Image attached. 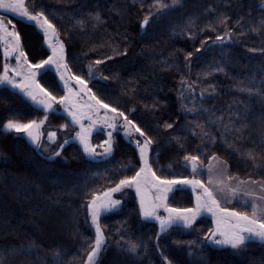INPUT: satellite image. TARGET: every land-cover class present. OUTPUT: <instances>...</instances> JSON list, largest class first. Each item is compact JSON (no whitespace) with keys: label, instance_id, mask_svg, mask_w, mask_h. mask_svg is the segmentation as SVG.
Returning <instances> with one entry per match:
<instances>
[{"label":"trees","instance_id":"1","mask_svg":"<svg viewBox=\"0 0 264 264\" xmlns=\"http://www.w3.org/2000/svg\"><path fill=\"white\" fill-rule=\"evenodd\" d=\"M26 3L33 12L43 9L56 26L65 44L71 74L86 80L92 94L123 111L152 139L149 157L157 175L169 179L191 177L183 165L186 155H199L204 165L215 154L226 163L229 175L264 183V95L249 96L240 91L246 87L264 89V27L257 32L251 30L259 27L264 17V0H181L174 9L163 10L154 6V0H26ZM163 3L171 4L172 0ZM97 11L100 21L88 15ZM157 12L164 14L155 19L149 17L150 24L141 30L144 17ZM224 17L227 19L220 23ZM3 18L15 25L21 47L32 62L51 54L42 30L33 22L9 15ZM81 18L85 21L83 27L76 23ZM225 33L230 34L231 41L217 42L216 37ZM188 53L192 55L189 57ZM97 60L103 63L95 64ZM3 65L0 45V72ZM89 65L93 66L91 73ZM217 68L224 71H215ZM37 79L57 97L64 95L54 69ZM45 115L43 109L22 94H13L7 86L0 85L3 264H52L49 250L53 248L65 253L63 264H83L95 231L90 226L87 208L82 205H86L92 192L113 187L139 168L138 149L121 131L113 133L111 156L91 160L74 142H68L63 149L57 146L60 155L48 159L21 134L3 130L8 119L26 123L45 119ZM46 120L54 129L61 125L74 127L61 113L49 111ZM229 120L235 127L242 124L246 127L240 132L234 129L227 132L224 124ZM166 123L172 127H165ZM197 125H202L209 135L202 136ZM103 139L100 131L91 137L94 143ZM247 149L254 151L255 161L242 155ZM181 187L183 190L170 193L169 205L192 207L191 190ZM119 193L115 194L122 200V209L101 219L107 237L101 264H167L164 256L173 264H188V252L200 251L186 242L200 241L210 228L208 217L202 216L190 231L175 229L157 238L159 226L154 220L145 221L139 216L134 192L125 189ZM240 207L233 204L230 208L242 210ZM128 239L141 244L139 255L116 247L120 241L126 248L124 241ZM176 241L183 243L178 246ZM30 243L38 247L28 249ZM13 248L23 251L13 255L8 251ZM242 249L243 254L237 256L229 248L205 245V264H264V244L248 243Z\"/></svg>","mask_w":264,"mask_h":264},{"label":"snow or ice","instance_id":"2","mask_svg":"<svg viewBox=\"0 0 264 264\" xmlns=\"http://www.w3.org/2000/svg\"><path fill=\"white\" fill-rule=\"evenodd\" d=\"M180 3L181 0H172L171 4H165L163 0H154V6L161 10L174 9ZM0 9L33 22L37 28L42 30L44 43L50 49L51 53L38 62H32L21 47V36L16 31L15 25H12V28L9 29L8 25H11L12 21L7 20L5 22L3 18H0V43L4 45V58L7 61L10 57H14L16 61L14 66L7 62L4 63L3 71L0 72V85L7 86L13 94H22L32 104L41 106L46 114L45 119L40 121L29 120L26 123L17 119H8L3 125V130L26 134L30 143L39 149L42 136L41 127L47 119V113L49 111L55 112L56 109L53 105L58 103L64 107V111L71 117L72 124L79 127V131L75 133V140L79 142L84 154L91 160L107 158L112 155L114 151L113 131H118L121 127L124 130V136L129 140H132L136 133L140 137H145L142 143L139 139L135 140L136 148L139 152V168L135 171V174L130 176L125 175L113 187H108L99 192H92L91 198L87 201L86 205H82V207L87 208V217L90 219V226L95 231V238L89 245L90 250L87 251L83 264H101V256L107 250V237L103 231L101 219L108 214L122 209V200L115 199L113 194L122 192L125 189L135 190L139 204V216L145 221L154 220L158 224L159 230L156 234L157 238L175 229L190 231L195 223L198 222V218L208 213L211 215L213 225L212 228H209L208 234H206V240L209 243L218 247L227 246L233 250H238L248 243L257 241L264 244V195H256L252 192L244 193L245 197H253L250 202L251 214L245 211L229 210L228 208L222 207L221 201L217 199L211 186L215 184L221 191L226 189L231 193L232 198L237 196L239 188L226 185L224 179H221L219 176L214 177L212 161L218 159L215 157V154L209 157L207 184L199 178L204 174L199 155H186L184 157V166L191 168V177H174L169 179L157 175L156 171L153 170L149 157V148L153 143L152 139L147 138L141 127L129 119L123 111L112 107L103 99L92 94L86 80L78 75L71 74V70L66 63L65 44L59 38L56 26L45 15L44 10L41 9L40 11L33 12L27 6L26 0H0ZM162 14L164 13L157 12L155 15L153 13L146 15L141 21V30H146V26L150 24L149 17L155 19ZM88 15L96 21L101 20L98 11L95 14L89 12ZM226 19L227 17H224L220 20V23H224ZM76 23L83 27L85 21L81 18ZM259 25V27H253L251 30L254 32L260 31L261 27H264V17L261 18ZM226 39H231L229 33H225L223 37H216V41L221 44ZM197 51H200V49H197ZM191 55L192 53H188L189 57ZM108 59H111V57ZM101 63H103L101 60L95 61V64ZM92 68L93 66L89 65L90 73ZM50 69H54L60 81L63 82L64 95L57 97L38 81L37 76H42L44 72ZM215 71L223 72L224 69L217 68ZM73 81H75V84H73ZM184 86L189 87L186 84ZM240 91L247 92L249 96L254 93L264 95V89L246 87L240 89ZM182 95L183 93H181ZM84 96L88 98L86 101L81 102ZM245 107L247 108L248 106L245 105ZM187 111L193 112L195 109H187ZM203 111L208 110L204 109ZM121 117L123 118V123L120 121ZM216 119L221 120L222 118L217 117ZM85 120L89 121V123L85 124L83 122ZM214 122L210 120V123ZM60 127L66 128L67 125H61ZM98 127H103L107 139L102 141L100 145H93L90 142V137ZM165 127L171 128L172 124L166 123ZM197 127L201 128L202 136L209 135L208 132L203 131L202 125H197ZM244 127L246 125L243 124L240 127H235L231 120L224 124V129L227 132H231L233 129L236 132H240ZM133 129L135 130L134 132ZM195 134L194 132L193 135ZM56 138V132L50 131L47 133L49 143L54 142ZM221 138L223 139V136ZM236 139L242 140V137H237ZM68 142V140H65L63 144H60V149H63ZM212 142H216L215 137L212 138ZM97 147L102 148L103 152L97 154ZM236 151H239V148ZM59 155V151L53 153V156ZM242 155L255 161L256 154L252 149H247ZM232 179L233 177L227 176L228 181ZM249 182L253 184L257 183L254 180L240 181L239 183L244 184ZM181 186L191 188L194 198L192 207L180 208L169 205L170 193H173L174 190H183ZM261 190L264 191V184H261ZM225 200L226 202H231L228 197ZM257 201H260V203ZM244 203L247 206L249 201L245 200ZM160 210H163V215L160 214ZM121 239H124L123 236ZM175 243L180 246L183 242L176 241ZM186 243L190 248L200 249L198 252L194 250L188 252V264H205L206 256L203 251L205 245L198 240H191ZM124 244L127 245L126 248L120 241H117L116 247L133 256L139 255L138 249L141 247L140 243L128 239L124 241ZM36 247L38 245L35 243L28 245V249ZM156 247L159 250L158 242ZM8 251L16 255L22 252L23 249L13 248ZM49 251L51 252L52 264H63L65 253L61 252L59 248H53ZM164 260L167 264H173L168 256H164ZM0 264H3L2 260H0Z\"/></svg>","mask_w":264,"mask_h":264},{"label":"rangeland","instance_id":"3","mask_svg":"<svg viewBox=\"0 0 264 264\" xmlns=\"http://www.w3.org/2000/svg\"><path fill=\"white\" fill-rule=\"evenodd\" d=\"M4 15H9V16H12V17L17 18V19H25V18H22V17H20L18 15L12 14L11 12H5V10L0 9V18H3ZM5 22H7V20H5ZM8 27H9V29L12 28L11 25H8ZM230 41L231 40H227L226 39L223 43H225V42L227 43V42H230ZM0 45H1V48H2V54H3L4 45L2 43H0ZM3 57H4V55H3ZM5 62L9 63L12 66H14L15 63H16L14 57H10L7 61L4 58V63ZM9 75H11V73H9ZM61 83H62V86H63V82L62 81H61ZM73 84H75V81H74ZM87 98H88L87 96H84L83 97V100L81 102L86 101ZM35 106H37V107H39V108L42 109L41 106H38V105H35ZM53 107L56 109V111H55L56 113H61V114H64L65 116H67L69 118V120H70V124L73 125L72 124V121H71V117H69L68 114L64 111V107L62 105H60V104L57 103V104H54ZM101 114H103V113H101ZM120 121H121V123H123V118L122 117L120 118ZM83 122L85 124H88L89 123V121H87V120H85ZM73 126L75 127V125H73ZM74 127H70V128L69 127H66V128L54 129V128L51 127V125L49 124V122L47 120H45L44 125H42V127H41L42 136H41V142H40L41 143V146H40L39 149H37L34 145H32L30 143V141L28 140L26 134H24V133H17V132L16 133L17 134H21L22 136H24V138L27 140V142H29L33 147H35L42 156H44V157H46L48 159H49V157H51V159H52V158L56 157V156H53V153H55L56 151H58V147L57 146H59L60 144H63L65 140H68L69 142H74V143L78 144L80 146V148L83 150V148L79 144V142L77 140H75V133L77 131H79V127H77V128L76 127L74 128ZM50 131L57 133V138L52 143H49L48 142V139H47V133L50 132ZM97 131L98 132L100 131V132H102L104 134V139L102 141H104V140L107 139V135H106L105 130L103 129V127H98V129L96 131H94V133L97 132ZM109 131H111V130L109 129ZM118 131H121L124 134V130H123L122 127L119 128ZM134 131L135 130L133 129V132ZM114 132H116V131H113V133ZM91 137H90V142L93 145H100L101 144L102 141H100L99 143L92 142ZM125 138L129 142H131L135 147H136V143H135V140L136 139H139L141 143L144 140V139L141 140V138H139V134L138 133H136L133 136L132 140H129L127 137H125ZM96 152H97V154L102 153L103 152V149L97 147ZM98 159H102V158H98ZM212 163H213V166H214V177L219 176L221 179H224L226 185H228L230 187H238L239 188V192H238L237 196L235 198H232L231 197V193H229L226 189L224 191H221L215 184H213L211 186L213 188V190H214L215 196L217 197V199H219L221 201L222 207L228 208L229 210H233V209L230 208L231 205L237 204V205L241 206L240 208H242V210L241 209H237L236 211H243V210H245V212H247L248 214H251V211L252 210H251L250 202L253 199V197H251V196L245 197L244 196V193L245 192H252V193H255L256 195H264V191L261 190V184H264V183L263 182H260V181H257V183H255V184L250 183V182L249 183L240 184L239 183L240 181H249L251 179H240V178H238L236 176L229 175V173H228V167H227L226 163L223 160L219 159V158L216 159V160H213ZM184 164H185V161H183V165ZM208 166H209V159H208V161L204 165H202L204 174L201 177H199L202 180V182H204L205 184H207V180H208V172H207ZM186 168H188L189 171L191 172V168L190 167H186ZM191 174H192V172H191ZM227 176H231V177H233V179L231 181H228L227 180ZM254 181H256V180H254ZM188 188L191 190L190 187H188ZM131 190L134 192V194L136 196L135 190L134 189H131ZM191 192H192V190H191ZM119 194H115L114 193L113 194L114 198L115 199H119L120 198L119 197ZM226 197H228L231 200V202H226V200H225ZM136 199H137V197H136ZM245 200L249 201V204L247 206L244 203ZM137 202H138V199H137ZM257 202L260 203V201H257ZM160 214L161 215L164 214L163 213V210H160ZM201 218H202V216L198 218V221ZM208 220H209V223H210V228H212L213 225H212V218H211V215L210 214H208ZM208 230H207V232L203 236L200 237V242H202L205 245H209V246L215 247V248H229L227 246L218 247V246H216L214 244L209 243L206 240V234H208ZM242 248L243 247H241L238 250H233L231 248H229V249H231L237 256H240L241 254H243V249Z\"/></svg>","mask_w":264,"mask_h":264},{"label":"water","instance_id":"4","mask_svg":"<svg viewBox=\"0 0 264 264\" xmlns=\"http://www.w3.org/2000/svg\"><path fill=\"white\" fill-rule=\"evenodd\" d=\"M203 216H204V217H208V213H205Z\"/></svg>","mask_w":264,"mask_h":264}]
</instances>
